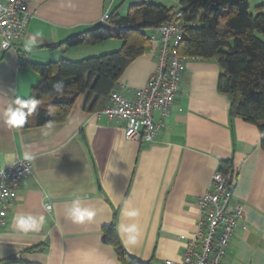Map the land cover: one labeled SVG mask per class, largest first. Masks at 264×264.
Returning <instances> with one entry per match:
<instances>
[{"label": "crops", "instance_id": "crops-1", "mask_svg": "<svg viewBox=\"0 0 264 264\" xmlns=\"http://www.w3.org/2000/svg\"><path fill=\"white\" fill-rule=\"evenodd\" d=\"M114 7L111 0H29L24 38L4 50L0 36V167L9 156H28L33 164L0 226V264H122L103 237V227L112 222L131 256L150 264L180 261L199 227L198 198L211 189L214 172L228 159L237 179L232 204L243 207L244 217L222 264H264L262 135L257 125L230 117V98L218 90L216 60L187 59L182 89L151 142L126 139V121L102 112L108 99L90 110L86 95L64 122L23 129L7 124L9 107L29 100L42 81L38 72L20 64V54L50 62L118 50L120 43L105 41L50 47L102 23ZM157 62L152 44L126 68L120 88L132 98ZM154 116L161 120L159 110ZM76 199L95 211L92 221L68 218L65 209ZM132 210L138 215L128 216ZM22 214L43 216L41 231L21 232L15 218ZM129 225L137 232L122 230Z\"/></svg>", "mask_w": 264, "mask_h": 264}, {"label": "trees", "instance_id": "trees-1", "mask_svg": "<svg viewBox=\"0 0 264 264\" xmlns=\"http://www.w3.org/2000/svg\"><path fill=\"white\" fill-rule=\"evenodd\" d=\"M251 0H180L177 6L140 0L126 14L115 6L109 19L90 30L72 35L51 48L75 47L88 41H123L120 49L81 60L32 61L20 54V64L38 72L42 81L33 87L28 102L34 105L26 122L16 129L61 123L67 120L74 104L86 95L85 108L94 110L119 86L126 68L152 45L151 32L176 19L184 24L182 40L176 47L187 58L213 59L220 66L218 90L230 98L231 118L241 117L258 126L264 147V11L252 14ZM63 81V94L54 85ZM220 170L234 176L231 159L221 161ZM104 240L111 244L122 264H150L124 249L112 222L103 227ZM28 264H36L28 262Z\"/></svg>", "mask_w": 264, "mask_h": 264}, {"label": "built area", "instance_id": "built-area-1", "mask_svg": "<svg viewBox=\"0 0 264 264\" xmlns=\"http://www.w3.org/2000/svg\"><path fill=\"white\" fill-rule=\"evenodd\" d=\"M181 17L182 12L178 11L176 19L151 32L158 62L147 84L136 89L132 98L118 86L102 108L108 118L126 121L125 137L130 141H153L163 126L162 119L170 115L182 89V75L188 58L176 49L184 31ZM30 18L29 0H0V36L4 50L24 38ZM108 19L109 12L102 22ZM156 110L161 115L159 121L154 116ZM32 172L33 164L29 159H18L15 166L0 167V226L7 221L9 204L16 199L21 181ZM236 182V176L230 173L220 169L214 172L211 189L198 198L197 232L185 244L181 260H167L165 264L223 263L234 231L244 217L243 207L232 204ZM46 209H52L51 202L46 204Z\"/></svg>", "mask_w": 264, "mask_h": 264}, {"label": "clouds", "instance_id": "clouds-1", "mask_svg": "<svg viewBox=\"0 0 264 264\" xmlns=\"http://www.w3.org/2000/svg\"><path fill=\"white\" fill-rule=\"evenodd\" d=\"M54 90L57 94H63L64 83L63 81H57L53 86ZM27 101L14 102V106H10L7 110L6 122L13 128H20L27 120L28 115L31 111L34 110V105L29 110V112H25L23 109L28 108ZM25 159H30V157L25 156ZM17 164V160L15 156H9L6 158V165L15 166ZM66 214L69 219H71L75 223H84L90 222L93 220L95 216V211L82 207L79 199L73 200L70 205H68L65 209ZM128 216H136L138 212L136 210H132L127 212ZM45 223V218L34 217L31 215H18L15 218V224L17 228L23 233H39ZM126 233H135L137 232L136 225H129L122 229Z\"/></svg>", "mask_w": 264, "mask_h": 264}, {"label": "rangeland", "instance_id": "rangeland-1", "mask_svg": "<svg viewBox=\"0 0 264 264\" xmlns=\"http://www.w3.org/2000/svg\"><path fill=\"white\" fill-rule=\"evenodd\" d=\"M111 1L114 2L115 6H118L119 12L121 14H126L128 11V8L132 4H136V3L140 2V0H111ZM146 1L151 2V3H155V4L177 6L179 4L180 0H146ZM260 10L264 11V0H251L250 1V8H249L250 13L257 14ZM105 24H106V22H105ZM257 35L261 40L264 41V35L263 34L258 33ZM104 43L111 44V45H114L113 43H120V48H121L123 41L120 39H117V38H112V39L106 40ZM84 49H86V48H84ZM84 51H86V50H84ZM111 52H113V51H111ZM107 53H109V52H107ZM103 54H105V53H103ZM99 55H102V54H99ZM99 55H94V56H99ZM87 57H84V58H87ZM81 59H83V58H81ZM81 59H77V60H81Z\"/></svg>", "mask_w": 264, "mask_h": 264}]
</instances>
